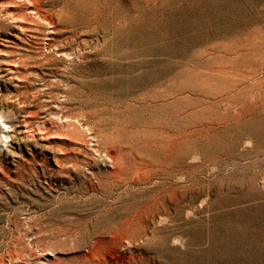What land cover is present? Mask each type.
I'll return each mask as SVG.
<instances>
[{
	"label": "rangeland",
	"instance_id": "374dc122",
	"mask_svg": "<svg viewBox=\"0 0 264 264\" xmlns=\"http://www.w3.org/2000/svg\"><path fill=\"white\" fill-rule=\"evenodd\" d=\"M41 10L0 0V264H264V0Z\"/></svg>",
	"mask_w": 264,
	"mask_h": 264
},
{
	"label": "bare ground",
	"instance_id": "6f19581e",
	"mask_svg": "<svg viewBox=\"0 0 264 264\" xmlns=\"http://www.w3.org/2000/svg\"><path fill=\"white\" fill-rule=\"evenodd\" d=\"M31 6H34L35 7V12L39 15V14H42V10H41V7H42V4L44 2V0H26ZM48 21L52 22L53 23V18L52 16H49L48 18Z\"/></svg>",
	"mask_w": 264,
	"mask_h": 264
}]
</instances>
